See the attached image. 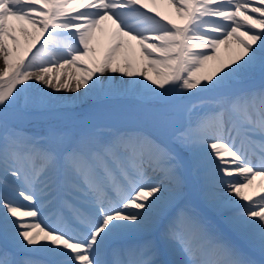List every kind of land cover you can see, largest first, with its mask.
I'll use <instances>...</instances> for the list:
<instances>
[{"label":"snow or ice","instance_id":"obj_1","mask_svg":"<svg viewBox=\"0 0 264 264\" xmlns=\"http://www.w3.org/2000/svg\"><path fill=\"white\" fill-rule=\"evenodd\" d=\"M89 100L134 106L21 126ZM0 244V264H264V0H0Z\"/></svg>","mask_w":264,"mask_h":264},{"label":"bare ground","instance_id":"obj_2","mask_svg":"<svg viewBox=\"0 0 264 264\" xmlns=\"http://www.w3.org/2000/svg\"><path fill=\"white\" fill-rule=\"evenodd\" d=\"M159 10L161 12H163L165 15H168L169 18L173 19L174 22H177V17L175 15V12H174V9L170 8L169 6H167L166 4H160L159 5ZM97 35H100L99 33H97ZM109 40V36L105 33L102 37H101V40H100V43L97 45L98 47V53H97V59L99 60L100 58H102V55L104 53V45L106 42H108ZM135 44V42L133 43ZM232 49L235 50V51H238L239 49L237 48V46L235 44L232 45ZM234 54V51L232 50H229L228 48H226L225 46L221 47V49L218 51V55L219 57L225 61V62H228L230 57ZM137 55H138V48H137ZM218 64V61H209L206 68H205V72L207 71H211L212 68L216 67ZM71 71L75 72V69H72ZM115 79L117 80H120V79H124V80H139V79H142L141 77L139 76H136V77H132V78H129V77H123L121 73H114V74H111ZM62 79L63 78H66L64 76L61 77ZM74 84V81L72 82ZM145 83H148V81H145ZM83 89H81L82 91ZM49 91H53L51 89H49ZM55 95H61V96H74L76 95V93H72V92H67L65 90H61L59 93H55ZM91 101H94V100H89L87 102H91ZM128 101V100H120V101H113V102H109L103 106H97L95 105V102H92L91 104V107L90 108H98V107H104V106H112L114 108H121V105L122 104H125V102ZM86 102V103H87ZM85 103V104H86ZM69 106H83V104H77V105H69ZM32 112V111H31ZM31 112H28L26 114H30ZM258 183V181H257ZM246 192L247 194L251 195L252 194V189H246ZM0 246H2V244H0Z\"/></svg>","mask_w":264,"mask_h":264},{"label":"rangeland","instance_id":"obj_3","mask_svg":"<svg viewBox=\"0 0 264 264\" xmlns=\"http://www.w3.org/2000/svg\"><path fill=\"white\" fill-rule=\"evenodd\" d=\"M206 68V67H205ZM204 71H205V69H204ZM130 106L131 105H133L134 106V102H131L130 104H129ZM69 110H71V109H67V110H64V111H60V112H58V115H59V118L63 115L64 117H66L67 119L68 118H73V117H71V115H69L68 113L69 112H67V111H69ZM74 110H76V109H74ZM74 116V115H73ZM103 118H107V117H109V116H102ZM117 117V116H116ZM38 118H42V117H38ZM112 117H110V119H111ZM65 120L66 119H60V120H57L56 122H55V125H63L64 124V122H65ZM105 122H107V123H109V121H107L106 119H105ZM50 125H53L51 122H48V123H32V124H30V123H28L26 126H23V123L21 122V126L22 127H25V129H26V131H28V132H30V133H43V126H46L45 128H44V131L47 129V127L48 126H50Z\"/></svg>","mask_w":264,"mask_h":264}]
</instances>
